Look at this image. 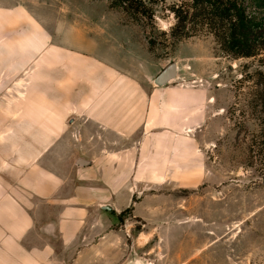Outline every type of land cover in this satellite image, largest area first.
<instances>
[{
  "label": "crops",
  "instance_id": "crops-1",
  "mask_svg": "<svg viewBox=\"0 0 264 264\" xmlns=\"http://www.w3.org/2000/svg\"><path fill=\"white\" fill-rule=\"evenodd\" d=\"M37 52L19 56L36 64L19 113L10 108L14 121L0 106V264L116 259L119 216L141 218L140 192L192 189L209 177L197 140L209 94L156 88L154 78L69 50L49 53L57 77L43 91Z\"/></svg>",
  "mask_w": 264,
  "mask_h": 264
},
{
  "label": "rangeland",
  "instance_id": "rangeland-1",
  "mask_svg": "<svg viewBox=\"0 0 264 264\" xmlns=\"http://www.w3.org/2000/svg\"><path fill=\"white\" fill-rule=\"evenodd\" d=\"M180 1L146 0L155 23L144 25L110 0H0V106H7V123L14 121L11 107L19 113L36 64L35 55L27 62L19 56L36 50L45 58L43 91H53L57 77L49 53L69 50L107 59L135 78H155L177 62L175 85L206 91L212 102L197 136L209 177L192 189L140 192L148 197L141 218L129 210L118 220L124 238L118 257L92 264L132 257L145 264H264V53L227 56L199 25L170 47L163 33L175 24L171 7ZM257 16L264 22V13Z\"/></svg>",
  "mask_w": 264,
  "mask_h": 264
},
{
  "label": "trees",
  "instance_id": "trees-1",
  "mask_svg": "<svg viewBox=\"0 0 264 264\" xmlns=\"http://www.w3.org/2000/svg\"><path fill=\"white\" fill-rule=\"evenodd\" d=\"M111 8L122 11L144 25L155 23V14L146 0H110ZM175 24L163 33L174 47L179 41L197 33L196 25L206 27L221 51L233 58H253L264 53V22L257 14L264 13V0H181L171 7ZM193 25V27L191 25ZM156 41H151V48ZM124 211L119 220H124Z\"/></svg>",
  "mask_w": 264,
  "mask_h": 264
},
{
  "label": "water",
  "instance_id": "water-1",
  "mask_svg": "<svg viewBox=\"0 0 264 264\" xmlns=\"http://www.w3.org/2000/svg\"><path fill=\"white\" fill-rule=\"evenodd\" d=\"M179 78V65L177 62H173L168 65L163 71H161L153 80V86L156 88H163L174 83ZM81 165V163L77 162ZM109 210V209H108ZM110 211V210H109ZM55 228L47 227L45 233L47 235H54ZM121 264H144L141 259L132 257Z\"/></svg>",
  "mask_w": 264,
  "mask_h": 264
},
{
  "label": "bare ground",
  "instance_id": "bare-ground-1",
  "mask_svg": "<svg viewBox=\"0 0 264 264\" xmlns=\"http://www.w3.org/2000/svg\"><path fill=\"white\" fill-rule=\"evenodd\" d=\"M145 264V263H144Z\"/></svg>",
  "mask_w": 264,
  "mask_h": 264
}]
</instances>
